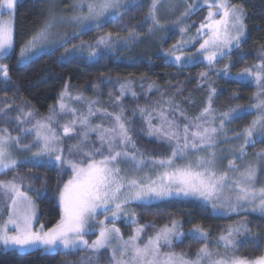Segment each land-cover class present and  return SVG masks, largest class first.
I'll return each instance as SVG.
<instances>
[{"label": "snow or ice", "instance_id": "obj_1", "mask_svg": "<svg viewBox=\"0 0 264 264\" xmlns=\"http://www.w3.org/2000/svg\"><path fill=\"white\" fill-rule=\"evenodd\" d=\"M17 4L18 0H0V84L5 86L11 82V77L9 65L2 61L15 51ZM145 6L143 23L148 24L149 34L165 30L160 17L162 9L175 14L183 8L175 25L182 24L197 11L206 10L196 35H188L194 25L180 27L181 39L158 58L181 70L205 64L217 77L222 75L237 83L251 82L256 88L255 102L247 108L237 106L217 113L213 101L219 93L208 82L209 71L201 72L197 78V89L207 87V98L195 116H189L175 98L164 100L162 93V102L138 106L129 119L123 100L139 99L134 82L117 80L113 83L110 77L92 87L96 90L101 84L119 85V95L109 94L113 111L82 94L72 96L67 83L57 104L50 109L51 114L41 119H35L34 112L25 111L23 107L13 119L8 115L12 105L5 102L0 108V122L9 126L15 123L18 134L13 135L8 126L0 128V174L7 175L31 165L55 168L61 175L70 170L71 176L57 185L55 203L59 207V220L47 228L43 223L35 227L38 223L36 201L48 196L47 180L33 174L0 179V201L4 205L0 213L7 214L0 224V250L65 256L85 253L69 264H101L105 254L107 264H264V251L254 256L238 254L247 244L253 249L264 247L261 244L264 235L252 232L246 219L224 229L213 242L211 233L199 225L187 232L182 230L181 221L171 218L160 227L154 223L140 225L136 214L128 211L133 203L153 207L158 206L155 203L158 201H187L210 207L217 215L257 214L264 219V183L261 182L264 149L254 153L252 160L241 163L248 156L249 147L264 143V46L256 55L257 63L245 66L235 75L231 72L235 66L231 63L232 57L247 39V13L242 5L232 0H192L191 3L188 0H75L71 6L74 15L70 18L52 15L25 40L19 49L18 63L30 62L40 53L53 54L60 48L65 49L61 54L63 62L87 59L99 63L118 45L127 48L138 41L137 27L142 25L126 28V36L107 32L96 36L92 42L81 40L70 48L66 45ZM64 24L71 25L73 30L63 35L53 31ZM196 44L199 47L191 52ZM85 51L87 57L77 55ZM246 55L238 54L237 59L243 60ZM224 59L230 63L216 69L215 65ZM153 90L160 91L155 84H148L147 92ZM177 91L182 95L181 89ZM68 101L86 108L73 107ZM186 103L191 105L195 101ZM252 114L254 118L242 130L227 129L228 124ZM137 118L142 122L140 133L166 144L168 155H149L141 151L132 127ZM94 120L99 122L94 123ZM26 124L31 126L25 127ZM29 136L31 141L23 143ZM65 139L76 140L67 148V154ZM238 141L242 142L237 144ZM223 144L234 147L225 149L220 147ZM14 153L27 155L19 157ZM25 180L33 183L25 184ZM36 180H41L40 188L35 187ZM118 221L135 226L127 239L117 226ZM149 227L154 233L143 239ZM91 236L95 239H90ZM184 239L202 246L191 255L175 252L174 245Z\"/></svg>", "mask_w": 264, "mask_h": 264}, {"label": "trees", "instance_id": "obj_2", "mask_svg": "<svg viewBox=\"0 0 264 264\" xmlns=\"http://www.w3.org/2000/svg\"><path fill=\"white\" fill-rule=\"evenodd\" d=\"M243 6L247 13L246 23L248 25L247 39L238 50V54H247L243 60H238L237 55L232 57V63L235 64L231 68L232 73L251 64L257 63L256 55L260 48L264 46V0H232ZM147 7H142L137 10L129 11L122 17L108 23L99 31H92L77 39H73L66 47H71L73 44H79L81 40L92 42L100 33L112 32L115 35L117 32L121 36L128 34L125 29L137 27V32L142 40L146 39V31L148 24L143 23ZM45 11L39 0H18L15 20V51L10 58H5L2 62L9 65L11 82L5 86L0 84V108L5 106V102H10L12 111L9 116L14 118L18 114L19 108L31 110L37 116L44 117L50 113V109L57 104L59 94L64 89L65 84L70 85V92L73 96L83 95L86 99L97 100L100 106L108 107L109 111H113L109 94L112 97L119 95V85L113 87L112 84H101L96 90L93 85L99 83L103 78H111L115 81H133L134 89L139 94L138 100H133L131 97L123 100V106L131 119L132 112L139 106H153L155 102L161 101V94H164L163 99L175 98L176 102L180 103L181 107L186 109L187 114L195 116L201 110V97L206 99V91L197 89V74L199 65L187 67L179 70L175 65L164 63L158 57L160 49H168L173 45L179 35L178 26L167 33L164 43L161 44L146 39L139 47L129 49L118 48L117 51H112L106 54L104 59L99 63L94 60L75 59L70 63L61 60V54L65 51L64 48L58 49L55 53L45 55L38 54L30 62L18 63V54L20 46L32 34L38 31L45 22ZM206 14V10L195 12L190 21H195L198 25ZM47 20V19H46ZM200 21V22H199ZM78 56L87 57L84 54ZM230 62L228 59L224 64ZM210 80L213 87L217 88L219 95L213 101V107L216 111H225L226 109L235 108L237 106L247 108L249 104L254 103V95L256 88L251 82L237 83L234 80L217 77L215 73L210 75ZM143 88L148 84H155L160 91L153 90L148 93ZM178 89L182 90V95L178 94ZM236 97V98H234ZM187 100H194V104L186 103ZM204 102V101H203ZM75 104V103H74ZM78 108H83L82 104H75ZM117 111L119 109H116ZM254 118V114L247 115L244 119L228 124L226 127L231 129H243ZM99 122L94 120V123ZM9 127L13 133H18L15 124L5 125L0 122V127ZM132 127L135 130L137 146L148 153L149 155L164 156L168 155V146L158 142L154 137H147L140 133L142 122L140 119L133 120ZM94 139V137H93ZM76 143L75 139L65 140V153L67 148ZM264 149V143H257L255 146L248 148V156ZM247 157V156H246ZM27 177L30 174L38 175L47 180L48 196L44 199H38L37 215L38 223H43L45 227H51L59 220V207L55 203L57 185L63 184L70 176V170L64 174H60L58 169L52 168H34L31 165L27 167H19L15 172H10L7 175L0 174V179H11L13 175ZM33 183V181L25 180V184ZM36 188L41 187V180L34 181ZM158 206L140 207L133 203L130 208L139 219V224L144 225L154 223L157 227L169 222V219L181 221L182 230L187 232L194 226H201L204 230L211 233V240H215L223 233L224 229L229 226H235L241 220H248L249 227L254 233L264 235V219L257 214L249 215H217L211 212L210 207L205 208L199 202H155ZM0 206L3 207V201H0ZM5 217L6 213H2ZM2 222V218L0 219ZM117 226L121 229L124 237H128L133 230L134 225L125 224L123 221L117 222ZM154 229L149 227L145 232V239L148 235H152ZM264 245V241H261ZM202 245L190 239H184L182 243L174 245L173 250L177 253L187 252L190 255ZM222 251V249H221ZM264 251V247L253 249L251 244H247L240 248L239 255L254 256ZM83 252L71 256H65L62 253L43 254L40 251L27 252H3L0 250V264H69L75 262ZM105 260L107 254L102 256Z\"/></svg>", "mask_w": 264, "mask_h": 264}, {"label": "rangeland", "instance_id": "obj_3", "mask_svg": "<svg viewBox=\"0 0 264 264\" xmlns=\"http://www.w3.org/2000/svg\"><path fill=\"white\" fill-rule=\"evenodd\" d=\"M40 2H41V5H42V7L44 8V11H45V14H44V16L46 17L45 18V20H43V21H45L43 24H42V26L51 18V16L52 15H55L56 17H66V18H70L72 15H74L75 13L72 11V4L75 2V0H39ZM188 2L189 3H191L192 2V0H188ZM183 10V8L181 7L179 10H177L176 11V13L175 14H172V13H169L167 10H161V13H160V17H161V23L162 24H164L166 27H165V30L164 31H157V32H154V33H152V34H149L147 31H146V39H150V40H152L154 43L155 42H158V44H161V40H162V42L164 43V41L166 40V36H167V33H169L171 30H173V29H175V26H178V29L180 28V27H186V26H188V25H194L191 29H190V31H189V33H188V35H190V36H195L196 35V28L197 27H199V24L202 22V20H203V18L202 19H200L201 20V22L198 24V25H195L194 24V22L195 21H190V17L188 18V19H186V20H184L183 21V23L182 24H179V25H175L174 24V22H175V20H176V17L177 16H179V14H180V12ZM147 12V11H146ZM146 14V13H145ZM207 14V13H206ZM206 14H205V16H206ZM192 17V16H191ZM47 19V20H46ZM245 23H246V21H245ZM246 25H247V23H246ZM41 26V27H42ZM169 26H172L171 27V29L169 30ZM73 30V28H72V26L71 25H67V24H64V25H59V26H57L53 31L55 32V33H59L60 35H63L64 33H66V32H68V33H70L71 31ZM247 30H248V25H247ZM102 34H105V33H100L99 35H102ZM146 39H144V40H146ZM179 39H181V36L180 35H178L177 36V40H179ZM144 40H142L141 39V37H139V40L138 41H136V42H133L132 44H130L127 48H125V47H122V46H117V48L115 49V51H117V49L118 48H123V49H129L130 50V48H132V47H134V48H136V47H139L141 44H142V42L144 41ZM176 40V41H177ZM176 43V42H175ZM172 46V45H171ZM171 46L168 48V49H170L171 48ZM199 47V45L198 44H196L195 45V47H193V48H191V52H195V50H196V48H198ZM168 49H160L159 51V54H162V53H164L165 51H167ZM78 54H84V55H86L87 56V51H85V52H83V53H78ZM224 61H227V59H224V60H222V61H220L219 63H217L216 65H215V68L216 69H222L223 67H224ZM230 62H227L226 64H229ZM231 63H232V61H231ZM251 65H253V64H251ZM251 65H248V66H251ZM192 65H190L189 67H191ZM245 67V66H244ZM178 69V68H177ZM185 69V68H184ZM179 70H181V69H179ZM204 71H209L207 68H206V66H205V64H200L199 65V69H198V71L196 72V74L199 76V74L201 73V72H204ZM240 71V70H239ZM239 71H237V72H239ZM232 72V71H231ZM236 72V73H237ZM212 73H215V71H209V77H210V75H212ZM236 73H232L233 75H235ZM197 76V77H198ZM222 76V75H221ZM223 77V76H222ZM211 79V78H210ZM225 79H227V78H225ZM208 82H210L211 84H212V86H213V83H212V81L211 80H209ZM147 86L148 85H146L145 86V88H143L144 90H147ZM202 90H204V91H206V93H207V87H204V88H202ZM73 96V95H72ZM207 98V97H206ZM204 101V102H203ZM205 102H206V99L204 100V98L203 97H201V99H200V103H204L205 104ZM255 102V101H254ZM68 103H70L71 104V106H73V107H76V105L73 103V102H71V101H68ZM202 107H203V104L201 105V109H202ZM86 108V106L84 105V107L83 108H81L82 110H84ZM227 110H229V108L228 109H226L225 111H227ZM27 111H29V109H27ZM219 112H222V111H217V113H219ZM51 113H49V114H47L46 116H48V115H50ZM17 115V114H16ZM15 115V116H16ZM190 116V115H189ZM45 117V116H44ZM41 118H43V117H41V116H37L36 114H35V119H41ZM14 119V118H13ZM94 122V121H93ZM182 122V121H181ZM32 123H35V120H33L32 121ZM61 123H63V119H61ZM15 124V123H14ZM31 126V124H26L25 125V127H30ZM0 128H2V127H0ZM15 128H16V125H15ZM11 131V130H10ZM12 132V131H11ZM12 134L13 135H17L18 133H13L12 132ZM31 139H32V137L31 136H29V137H27L26 139H24L23 140V143H29L30 141H31ZM65 140H67V139H65ZM65 142V141H64ZM240 142H242V141H238V142H236L237 144L238 143H240ZM65 147V146H64ZM220 147H222V148H225V149H231V148H233L234 147V145L233 144H223V145H221ZM33 151H35V149H33ZM217 151H219V149H217ZM15 155H17V156H19V157H23L24 155H27V153H14ZM66 154V153H65ZM225 155H227V153H225ZM252 157H253V154H252V156H247V157H245V160L243 161V162H241L242 164L243 163H246V162H248V161H250V160H252ZM254 162V161H253ZM226 163H227V160H225L224 161V165H226ZM224 165H222L221 167H223ZM261 182L262 183H264V175H262L261 176ZM0 208H3V207H1L0 206ZM128 211L129 212H133V210L130 208V205H129V207H128ZM134 213V212H133ZM2 218V222H0V224H2L3 222H4V220L7 218V214L5 215V217L2 215V213H0V219ZM100 219H103V217H100ZM119 222V221H118ZM35 227L36 228H39V225H37V224H35ZM122 233V232H121ZM123 235V234H122ZM125 239H127L128 237H124ZM90 239H95V236H91L90 237ZM143 239H145V235H144V237H143ZM83 255H85V253L84 254H82L81 256H83ZM101 264H107V259L105 260L103 257H101Z\"/></svg>", "mask_w": 264, "mask_h": 264}]
</instances>
